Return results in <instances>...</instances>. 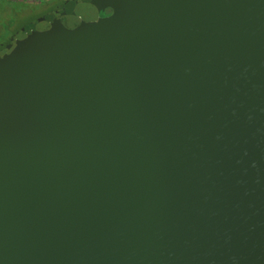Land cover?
I'll return each mask as SVG.
<instances>
[{"label": "water", "instance_id": "1", "mask_svg": "<svg viewBox=\"0 0 264 264\" xmlns=\"http://www.w3.org/2000/svg\"><path fill=\"white\" fill-rule=\"evenodd\" d=\"M0 264H264V0H65L0 44Z\"/></svg>", "mask_w": 264, "mask_h": 264}, {"label": "rangeland", "instance_id": "2", "mask_svg": "<svg viewBox=\"0 0 264 264\" xmlns=\"http://www.w3.org/2000/svg\"><path fill=\"white\" fill-rule=\"evenodd\" d=\"M60 1L54 0L45 5L35 0H0V44L16 31L49 13Z\"/></svg>", "mask_w": 264, "mask_h": 264}, {"label": "crops", "instance_id": "3", "mask_svg": "<svg viewBox=\"0 0 264 264\" xmlns=\"http://www.w3.org/2000/svg\"><path fill=\"white\" fill-rule=\"evenodd\" d=\"M35 1H38V4L43 3V4L47 5V4L51 3V2H53L54 0H35ZM60 2H56V5L59 4Z\"/></svg>", "mask_w": 264, "mask_h": 264}, {"label": "flooded vegetation", "instance_id": "4", "mask_svg": "<svg viewBox=\"0 0 264 264\" xmlns=\"http://www.w3.org/2000/svg\"><path fill=\"white\" fill-rule=\"evenodd\" d=\"M62 1H65V0H62ZM62 1H61L60 3H62ZM60 3H59V4H60ZM59 4L55 5V7H57ZM55 7H54V8H55ZM54 8H53V9H54ZM103 13H105L104 15L109 14V13H110V9L107 10V11H105V12H103ZM103 13H102V14H103ZM102 14H101V15H102ZM104 15H103V16H104Z\"/></svg>", "mask_w": 264, "mask_h": 264}, {"label": "trees", "instance_id": "5", "mask_svg": "<svg viewBox=\"0 0 264 264\" xmlns=\"http://www.w3.org/2000/svg\"><path fill=\"white\" fill-rule=\"evenodd\" d=\"M8 1H10V2H11L12 0H8ZM104 14H105V13H103L102 15H104Z\"/></svg>", "mask_w": 264, "mask_h": 264}]
</instances>
